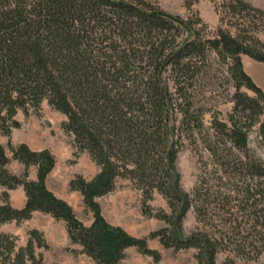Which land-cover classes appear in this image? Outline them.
<instances>
[{
  "label": "trees",
  "instance_id": "16d2710c",
  "mask_svg": "<svg viewBox=\"0 0 264 264\" xmlns=\"http://www.w3.org/2000/svg\"><path fill=\"white\" fill-rule=\"evenodd\" d=\"M223 6L226 16L208 35L191 19L172 17L146 0H0L1 132L10 137L21 128L18 113H38L46 101L66 116L62 128L73 137L74 156L87 153L99 168L90 180L79 174L70 181L93 214L86 225L47 187L56 166L49 149L0 143V224L49 214L96 264H121L133 247L159 262L153 239L174 251L195 249L199 264H217L222 253V264L258 263L264 159L249 147V133L258 125L264 148V91L242 57L264 62L251 14L264 17V11L244 0ZM213 64L234 88V106L227 122L214 120V134L203 141L214 171L187 192L176 162L185 139L196 141L203 127L205 108L196 106V93ZM12 160L24 166L22 174L9 169ZM31 167L36 180L29 178ZM120 178L141 191L143 212L165 227L137 237L105 218L99 199L115 191ZM19 187L27 196L23 208L10 201ZM155 193L169 211L150 205ZM191 209L201 227L185 236L182 223ZM28 236L21 246L17 235L0 233V264H46L38 251L49 248L43 232L31 229Z\"/></svg>",
  "mask_w": 264,
  "mask_h": 264
},
{
  "label": "rangeland",
  "instance_id": "374dc122",
  "mask_svg": "<svg viewBox=\"0 0 264 264\" xmlns=\"http://www.w3.org/2000/svg\"><path fill=\"white\" fill-rule=\"evenodd\" d=\"M146 1L160 7L172 17L184 20L191 19L197 28L203 29V32H207L208 35H212L221 25V19L226 16L223 5L230 0ZM244 1L254 8L264 11V0ZM251 14L257 18L254 21L261 30L258 36L264 42V17L253 11ZM242 61L245 71L264 91V62L255 61L248 56H243ZM210 72V77L198 86V93H196L198 94L196 106L205 108L203 127L200 134L195 133L196 141L185 139L184 146L176 162V174L179 177L180 186L187 192H191L197 186L201 176L209 177V173L214 171V164L211 162V157L206 151L203 141L214 134V120L218 119L219 121L227 122L234 106L232 102L234 88L227 81L226 73L222 67L213 64ZM248 93L253 95L250 91ZM17 119L21 122V128L13 129L10 137L5 136L0 130V141H4L6 147L9 140L14 145L29 141L35 146L48 147L59 158H63V161L59 162L56 177L53 180L55 188L71 194L73 191L70 189V182H68L67 186L69 189L66 187L70 176L74 178L80 174L89 178L96 170L99 171L98 166L87 153L80 154L79 157L74 156L73 137L62 128V124L67 120L66 116L53 109L46 101L42 104L38 113H31L29 116H25L20 111ZM249 147L264 159V148L261 143L258 125L249 133ZM8 154L11 155L9 150ZM13 161L14 163L10 168L13 173L19 174L21 166L18 161ZM1 189L0 187V194L2 192ZM79 201L76 205V214L86 225H90L93 221V214L85 208L83 202ZM99 202L103 215L110 223L122 226L137 237H147L151 232L166 226L164 221L148 216L143 212L142 193L128 179H118L115 191L100 198ZM150 205L155 210L163 208L169 211L166 199L158 193L154 194V199L150 202ZM13 222L16 221L5 223L6 227L11 228L10 230L17 229L20 232L17 235L18 243L21 246L25 245L29 237L28 232L31 230V223L23 221L20 224L17 222L15 224ZM34 223L43 227L44 236L47 238L48 235L50 239L48 249H38L43 254L46 264H96L93 259L81 253L79 245L72 244V242L70 246L65 245L67 228L66 225L65 227L62 225L63 223L52 221L48 217H40L34 220ZM198 226L201 227L194 210L191 209L183 220L182 232L185 236H189L196 231ZM149 245L162 253V259L159 262H155L151 256L144 255L133 247L127 250V257L121 264H199L195 249L174 251L172 248H164L159 239L150 240ZM225 256L223 253L219 254L216 260L217 264H222ZM248 264H264V254L258 263L251 262Z\"/></svg>",
  "mask_w": 264,
  "mask_h": 264
},
{
  "label": "crops",
  "instance_id": "0c3cea01",
  "mask_svg": "<svg viewBox=\"0 0 264 264\" xmlns=\"http://www.w3.org/2000/svg\"><path fill=\"white\" fill-rule=\"evenodd\" d=\"M0 143L4 144V141H0ZM26 144H28L31 149L33 150H36V151H41V150H44V149H49L48 147H43V146H35L33 145L31 142L27 141V142H24ZM52 153L55 155L56 157V166L55 168L53 169V171L49 174L48 178H47V187L49 188V190H51L57 197L67 201L72 207L73 209L75 210V213H76V205H77V202L80 200L81 202H83V196L81 195L80 192H77V191H73L71 192V194H67V193H64L63 191H60L58 188H55L54 186V177H56V171L59 167V162L63 161V158H59V156L54 152L52 151ZM65 159V158H64ZM14 163V161L12 160L11 163L9 164V169L12 171V169L10 168V166ZM18 164L21 166V171L18 175L22 174L24 172V166L18 162ZM13 172V171H12ZM98 173V170L95 171V173L87 178V176H84L86 179L90 180L92 179L96 174ZM60 174V173H59ZM30 179L32 180H36L37 179V168L36 167H31L30 168V176H29ZM73 179V176H70L67 180V183H66V187L68 186V182H70L71 180ZM68 188V187H67ZM69 189V188H68ZM2 190V189H1ZM10 201H11V204L13 207L15 208H23L27 202V196H26V192L24 190L23 187H19L17 188L16 190H13L10 192ZM79 201V202H80ZM40 217H48L50 218L52 221H55V222H60V223H63L62 225H64L65 227V223L63 221H57L56 219H54L51 215L49 214H44L42 212H39V211H36L33 213V217L28 220L27 223H31V227L30 229H38L39 231L43 232V227L39 226L37 223H34V220L36 219H39ZM16 224V222H13ZM1 229H0V232H4V233H14L16 235L20 234V232L17 230V229H12L10 230L9 228L6 227V224H2L0 225ZM16 226V225H15ZM17 227V226H16ZM65 245H71V240L69 239L68 237V234H67V230L65 232ZM46 238V236H45ZM47 243L49 245L50 243V239H49V236L47 235ZM81 249V247H80Z\"/></svg>",
  "mask_w": 264,
  "mask_h": 264
}]
</instances>
